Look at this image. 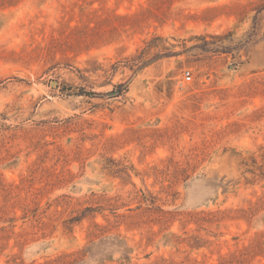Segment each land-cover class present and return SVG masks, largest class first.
<instances>
[{
  "label": "rangeland",
  "instance_id": "374dc122",
  "mask_svg": "<svg viewBox=\"0 0 264 264\" xmlns=\"http://www.w3.org/2000/svg\"><path fill=\"white\" fill-rule=\"evenodd\" d=\"M0 264H264V0H0Z\"/></svg>",
  "mask_w": 264,
  "mask_h": 264
},
{
  "label": "built area",
  "instance_id": "2783aa9c",
  "mask_svg": "<svg viewBox=\"0 0 264 264\" xmlns=\"http://www.w3.org/2000/svg\"><path fill=\"white\" fill-rule=\"evenodd\" d=\"M182 77H183V80H184V81H189V80H191V77H192L191 71H190V70H185V71H183V73H182Z\"/></svg>",
  "mask_w": 264,
  "mask_h": 264
},
{
  "label": "water",
  "instance_id": "95a60500",
  "mask_svg": "<svg viewBox=\"0 0 264 264\" xmlns=\"http://www.w3.org/2000/svg\"><path fill=\"white\" fill-rule=\"evenodd\" d=\"M56 84V81H51V85H55Z\"/></svg>",
  "mask_w": 264,
  "mask_h": 264
}]
</instances>
